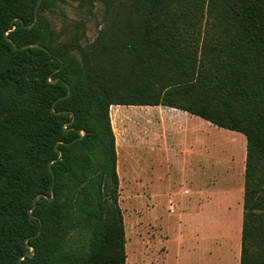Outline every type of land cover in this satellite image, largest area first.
<instances>
[{
    "label": "trees",
    "instance_id": "trees-1",
    "mask_svg": "<svg viewBox=\"0 0 264 264\" xmlns=\"http://www.w3.org/2000/svg\"><path fill=\"white\" fill-rule=\"evenodd\" d=\"M56 2L41 0L33 23L36 0H0V264H19L25 244L22 264H125L113 104L244 135L238 264H264V0H131L114 53L105 28L94 47L58 41L43 14ZM97 46L115 64L129 55L127 71L97 69Z\"/></svg>",
    "mask_w": 264,
    "mask_h": 264
},
{
    "label": "crops",
    "instance_id": "crops-1",
    "mask_svg": "<svg viewBox=\"0 0 264 264\" xmlns=\"http://www.w3.org/2000/svg\"><path fill=\"white\" fill-rule=\"evenodd\" d=\"M113 105L116 106L115 108H119L121 104ZM132 106H136L138 109L141 108L140 105ZM142 106H145L146 109L144 110L148 109L151 114H146L145 120H141L144 125L149 123V126H143V129H141L142 140L138 146L140 168L138 172L134 170L132 177H139L138 179L140 180L143 171V161H145L144 163H149L148 161L154 160L159 165L167 166L168 170L173 168L174 172L178 174L176 181L181 182L186 178L190 180L193 188L189 191L187 189L178 190V187L174 185L170 186L173 190L169 189L171 191L167 193L169 196L166 194L163 196H167L168 204L166 208L163 206L162 215L155 214L152 218L144 221H141L140 217H135L129 221L128 230L123 218L126 238L125 264H127V236L134 234L135 221L138 222L139 220L142 223L157 222L167 233L162 240L165 247L163 260L169 253L167 245L172 243L174 247L172 254L176 259V264H193L194 261L200 264L235 263L240 255L242 185L240 186L237 182H233L234 184L224 186L225 183L223 182L224 180L227 183L233 181V176L238 173L239 168H242L245 137L240 139L232 134L236 141L242 145L241 166L226 155L225 158H218L217 162L212 163L215 153L214 139L211 128L207 132V126L210 127L213 124L178 108L162 105ZM154 120H156L155 124ZM199 127H204L206 131ZM115 149L116 171L118 180H120V159L116 139ZM131 168V166L130 168L126 166L125 176L129 177L131 175ZM121 171L123 172V170ZM172 174L174 175V173ZM214 174L220 176L219 183L208 187L204 185L203 189H198V176H205V178L209 176L211 179ZM172 177V175H169L170 181L173 180ZM131 181L130 185L132 188L133 186L139 188L137 185L138 181L136 182L135 179H131ZM162 181L163 179H159L157 183L160 184ZM140 187L141 190L148 193L145 205L140 206L141 210L143 208L149 211L155 206L162 207L161 200L158 199L159 195L149 194V191L156 188V186L153 187V181L149 179V176L145 178L143 186ZM171 193L174 196L173 199L171 198ZM199 194L204 197L203 202L200 204L197 201ZM141 198H144V195ZM164 216L165 219L163 220ZM170 223L174 227L172 231H167L164 226ZM130 246H128V250L131 251ZM237 262L239 263V260Z\"/></svg>",
    "mask_w": 264,
    "mask_h": 264
},
{
    "label": "rangeland",
    "instance_id": "rangeland-1",
    "mask_svg": "<svg viewBox=\"0 0 264 264\" xmlns=\"http://www.w3.org/2000/svg\"><path fill=\"white\" fill-rule=\"evenodd\" d=\"M77 2L78 0L56 2L50 11L43 12L54 30L57 40L64 41L71 37L83 46L94 47L93 43L98 31L101 28H105L109 31L110 36L113 38L112 40H110V38H106L105 44L110 47V50H113L114 53L117 49L116 45L118 43V40H115L114 35L119 33L120 26L125 18L127 5L131 2V0H111L109 12L105 11V6L102 1L96 0L92 13H87L83 8L77 7ZM105 56L106 55L100 53L99 47L97 46V51L94 57L97 69L101 66L106 67L107 65H110V61H112L114 66H117L118 69H116L120 71V74H124L127 71L126 63L128 62L129 55L127 56V54H122V56H118L115 54L117 58L116 64L114 63L112 55ZM140 106V109L132 105H120L119 108H115L116 106L114 105L110 107L111 126L117 141V150L119 152L120 159L118 199L127 230L129 227V221L135 217H140V220L144 221L152 218L155 214L162 215V209H164L163 206L166 208L168 204L167 196L169 195L167 193H170V190H173L170 186L174 185L178 187V190L187 189L189 191L193 188L190 180L186 178L181 182L176 181V179H178V174L174 172L173 168L168 170L167 166L159 165L158 162L154 160L148 161L149 163H144L145 161H143V171L141 173L140 180L138 179L139 177H132L134 170L138 172L140 168L138 146L142 140L141 129H143V126H149V123L144 125L141 120H145L146 114H151L148 109L146 111L144 110L146 109L145 106ZM153 122L155 124L156 120ZM199 128L206 131L204 127ZM207 128V132H209V128H211V133L214 139L213 146L215 153L213 155L212 163L217 162L218 158L220 159L228 156L233 161L235 160L238 162L241 166L240 161L242 158V145L236 141V138L239 137L242 139L244 135L240 132L219 128L214 125L210 127L207 126ZM232 134L235 135L236 138ZM245 156L246 148L244 149L242 168H239L238 173L233 176V181H229L230 183H227L224 180L223 182L225 183L224 186L237 182L240 186L242 185V193L244 184ZM126 166H129V168L130 166L132 167L130 170L131 175H129V177L124 175ZM121 170H123V172ZM172 173H174V175ZM169 175L173 176L172 181L169 180ZM148 176L149 179L153 181V187L156 186L155 189L149 191V194L154 193L157 196L159 195L158 199L161 200L162 205V207L155 206L149 211L143 208L141 210L140 207L141 205H145L146 195L148 194L141 190L140 186H143L145 178ZM206 177L207 178H205V176H198V189H203L204 185L208 187L219 183L220 176H218V174H214L211 179L209 176ZM131 179H135L136 182L138 181L137 185L139 188L137 186H133L132 188L130 183L133 180L131 181ZM159 179H163L160 184L157 183V180ZM177 183L181 185H178ZM165 194L167 196L163 197ZM142 195H144V198H141ZM170 195L173 199L174 196L172 193ZM198 197L199 199L197 201L200 204L203 202L204 197L201 194H199ZM164 219L165 216L163 220ZM140 220L138 222L135 221L134 234L132 233L131 236H127V264H162V262L163 264H176V259L172 254V250L174 248L172 243L167 245L169 253L165 256V260H163L165 247L162 240L167 233L161 228L160 224L150 221L142 223ZM173 227L174 225L171 223L165 224L164 226L167 231H172ZM128 246L131 247V251L128 250ZM238 260L239 259H237V261ZM237 261L232 264H238ZM193 264L200 263L194 261Z\"/></svg>",
    "mask_w": 264,
    "mask_h": 264
},
{
    "label": "water",
    "instance_id": "water-1",
    "mask_svg": "<svg viewBox=\"0 0 264 264\" xmlns=\"http://www.w3.org/2000/svg\"><path fill=\"white\" fill-rule=\"evenodd\" d=\"M40 1L41 0H36V3H35V6H34V10H33V12H34V20H33V23L35 22V20H36V18H37V10H38V6H39V4H40ZM32 23V24H33ZM8 39V38H7ZM27 46H36V47H39V48H44L42 45H40V44H26V45H23L22 47H27ZM67 87H68V85H66ZM68 93H69V89H68V91H67V93L63 96V97H66L67 95H68ZM61 98V97H60ZM61 158V154H59V156H58V159H60ZM49 171H50V173H51V175H52V181H51V186H50V189H52V184H53V181H54V174H53V171H52V168L49 166ZM98 190H99V195L101 196V184L98 186ZM36 197L37 196H35L34 198H33V205H34V203H35V200H36ZM53 198V195L51 194V196L48 198V200H51ZM40 230H41V228L39 227V229H38V231L34 234V235H32V236H30V237H35V236H37V235H39V233H40ZM29 237H26L25 238V241L28 239ZM25 246L26 247H28L29 248V251L28 252H26L23 256H20L19 258H18V262H19V264H22L21 263V260H22V258L24 257V256H31V254L33 253V247L32 246H30L29 244H25Z\"/></svg>",
    "mask_w": 264,
    "mask_h": 264
}]
</instances>
